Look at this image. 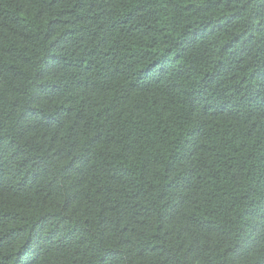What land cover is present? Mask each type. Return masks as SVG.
<instances>
[{"label": "trees", "instance_id": "16d2710c", "mask_svg": "<svg viewBox=\"0 0 264 264\" xmlns=\"http://www.w3.org/2000/svg\"><path fill=\"white\" fill-rule=\"evenodd\" d=\"M0 264H264V0H0Z\"/></svg>", "mask_w": 264, "mask_h": 264}]
</instances>
